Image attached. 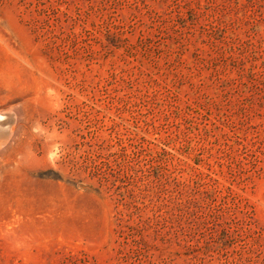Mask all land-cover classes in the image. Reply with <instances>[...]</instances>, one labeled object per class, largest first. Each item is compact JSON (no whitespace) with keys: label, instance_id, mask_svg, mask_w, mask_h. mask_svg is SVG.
Returning a JSON list of instances; mask_svg holds the SVG:
<instances>
[{"label":"rangeland","instance_id":"1","mask_svg":"<svg viewBox=\"0 0 264 264\" xmlns=\"http://www.w3.org/2000/svg\"><path fill=\"white\" fill-rule=\"evenodd\" d=\"M0 264H264V0H0Z\"/></svg>","mask_w":264,"mask_h":264},{"label":"bare ground","instance_id":"2","mask_svg":"<svg viewBox=\"0 0 264 264\" xmlns=\"http://www.w3.org/2000/svg\"><path fill=\"white\" fill-rule=\"evenodd\" d=\"M2 117L0 116V121ZM10 135V132L8 130V127L5 126V124L0 123V141H5Z\"/></svg>","mask_w":264,"mask_h":264}]
</instances>
